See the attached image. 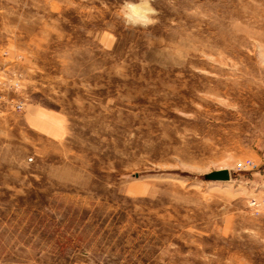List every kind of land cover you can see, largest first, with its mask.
Listing matches in <instances>:
<instances>
[{"label": "rangeland", "instance_id": "obj_1", "mask_svg": "<svg viewBox=\"0 0 264 264\" xmlns=\"http://www.w3.org/2000/svg\"><path fill=\"white\" fill-rule=\"evenodd\" d=\"M124 2L0 0V264H264V0Z\"/></svg>", "mask_w": 264, "mask_h": 264}, {"label": "clouds", "instance_id": "obj_2", "mask_svg": "<svg viewBox=\"0 0 264 264\" xmlns=\"http://www.w3.org/2000/svg\"><path fill=\"white\" fill-rule=\"evenodd\" d=\"M121 12L127 24L148 26L154 21L150 19L154 15L155 10L151 8L149 0H139L133 3L132 0H125Z\"/></svg>", "mask_w": 264, "mask_h": 264}, {"label": "water", "instance_id": "obj_3", "mask_svg": "<svg viewBox=\"0 0 264 264\" xmlns=\"http://www.w3.org/2000/svg\"><path fill=\"white\" fill-rule=\"evenodd\" d=\"M205 179L212 182H227L230 174L227 170H219L206 175Z\"/></svg>", "mask_w": 264, "mask_h": 264}, {"label": "built area", "instance_id": "obj_4", "mask_svg": "<svg viewBox=\"0 0 264 264\" xmlns=\"http://www.w3.org/2000/svg\"><path fill=\"white\" fill-rule=\"evenodd\" d=\"M16 108L18 110H20L22 107L20 105H17ZM250 166V164H248ZM247 166H244L243 168H246ZM249 168V167H248ZM250 169H254L253 167ZM250 207L255 211V213H258V210L260 209V207L264 206V197L257 201L255 199H252L249 203Z\"/></svg>", "mask_w": 264, "mask_h": 264}]
</instances>
